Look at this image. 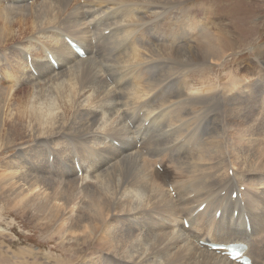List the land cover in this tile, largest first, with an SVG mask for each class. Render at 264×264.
Masks as SVG:
<instances>
[{"label": "bare ground", "instance_id": "bare-ground-1", "mask_svg": "<svg viewBox=\"0 0 264 264\" xmlns=\"http://www.w3.org/2000/svg\"><path fill=\"white\" fill-rule=\"evenodd\" d=\"M188 2L0 0V199L80 264H264V52L212 82L242 33Z\"/></svg>", "mask_w": 264, "mask_h": 264}, {"label": "rangeland", "instance_id": "rangeland-1", "mask_svg": "<svg viewBox=\"0 0 264 264\" xmlns=\"http://www.w3.org/2000/svg\"><path fill=\"white\" fill-rule=\"evenodd\" d=\"M169 7L170 4L167 3L163 6V10H167ZM186 7L189 10L195 8V11L198 10L201 13L209 14L211 12L214 17L226 18L230 24L234 25L236 31L242 33L240 37H238L239 33L236 35L237 47L231 56L225 58L222 65L213 64L204 67V70L208 71V74L210 73L212 82L216 76L228 77L230 70L241 71L246 63H254L256 53L264 52V0H190ZM231 9L235 10V13L233 12L230 15L229 10ZM159 23L160 21H157V24ZM150 32H153V30L150 29ZM156 61H151L150 64H155L156 70L163 73L164 62L167 63V60L159 59L158 61L156 59ZM170 76L165 77V80L160 82L161 88H168L170 84L173 87L177 82L179 85L180 75ZM194 79L192 78L191 81H195ZM223 80H226V78ZM262 82L264 83V80ZM157 92H161V89H158ZM155 93L153 91L150 97V105L152 104L150 110H158L159 105ZM178 98L179 100L177 98L172 100L173 102L177 100L178 103H174L173 106L170 105V108L169 104H164L165 106L162 105L159 109L180 110L183 105L187 107L179 102L183 101V98ZM254 105L255 103L251 106L252 109H255ZM220 106L222 107L221 101ZM138 110H140L139 116L142 118L144 108L140 107ZM157 168H159V165H157ZM26 221L23 216H19L15 210L0 199V264H80L82 256L78 257L76 254L61 251L57 240L55 242L54 240L50 241L49 238L45 239L38 228Z\"/></svg>", "mask_w": 264, "mask_h": 264}]
</instances>
